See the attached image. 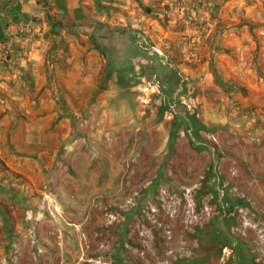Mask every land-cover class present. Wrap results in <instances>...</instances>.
Here are the masks:
<instances>
[{
    "label": "rangeland",
    "instance_id": "rangeland-1",
    "mask_svg": "<svg viewBox=\"0 0 264 264\" xmlns=\"http://www.w3.org/2000/svg\"><path fill=\"white\" fill-rule=\"evenodd\" d=\"M150 8L162 40L111 30L35 168L0 163V264H264V63L213 0Z\"/></svg>",
    "mask_w": 264,
    "mask_h": 264
},
{
    "label": "crops",
    "instance_id": "crops-1",
    "mask_svg": "<svg viewBox=\"0 0 264 264\" xmlns=\"http://www.w3.org/2000/svg\"><path fill=\"white\" fill-rule=\"evenodd\" d=\"M161 1L0 0V163L15 173L35 168L37 158L50 150L45 140L60 113L53 106L58 100L55 85L76 93L83 58L86 68L98 70L111 30H125L128 43L142 32L162 40L163 30L150 8ZM213 2L222 27L219 46L234 49L239 60L233 68L244 70L238 77L255 87L248 74L255 66L253 51L264 63V0ZM248 23L257 26L254 34Z\"/></svg>",
    "mask_w": 264,
    "mask_h": 264
}]
</instances>
